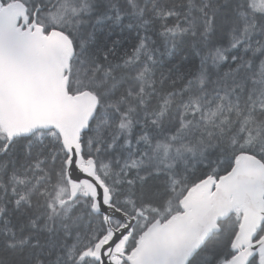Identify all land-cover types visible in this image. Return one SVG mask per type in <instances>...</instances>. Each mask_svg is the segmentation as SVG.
<instances>
[{
  "label": "snow or ice",
  "instance_id": "obj_1",
  "mask_svg": "<svg viewBox=\"0 0 264 264\" xmlns=\"http://www.w3.org/2000/svg\"><path fill=\"white\" fill-rule=\"evenodd\" d=\"M0 264H264V0H0Z\"/></svg>",
  "mask_w": 264,
  "mask_h": 264
}]
</instances>
